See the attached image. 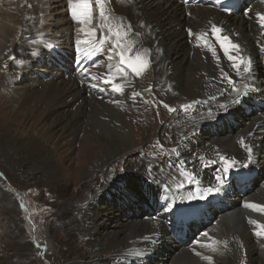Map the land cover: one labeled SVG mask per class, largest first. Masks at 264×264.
I'll return each mask as SVG.
<instances>
[{"label": "bare ground", "instance_id": "1", "mask_svg": "<svg viewBox=\"0 0 264 264\" xmlns=\"http://www.w3.org/2000/svg\"><path fill=\"white\" fill-rule=\"evenodd\" d=\"M8 2L0 0V37L12 26L11 12L4 8ZM255 4L260 5L253 1L250 10L260 11ZM261 7L264 11V6ZM36 9L40 23L32 29L34 38L29 42L20 41L19 45L23 51L31 49L28 60L18 70L26 84L20 99L7 107L8 118L3 123L5 131L0 142V152L12 170L21 168L26 174L41 173L48 182L56 181L60 167L55 150L62 146L55 144V139L60 137L65 138L67 145L74 142L84 148L90 142L78 159L82 169L77 171L84 177L99 169L103 171L110 159L134 144L129 113L138 112L143 100L139 78L150 72L160 98L171 101L182 98L173 106L174 114L168 109V122L163 126L165 132H170L168 137L173 136L169 147L176 152L172 157L186 159L195 168L190 176L211 184L217 183L216 177L207 175L203 167L217 162L215 155L235 161L236 165L253 167L260 179L254 180L245 201L264 206V107L241 113L234 103L236 92L233 91L238 89L244 93L252 86L259 90L255 98L264 102V72L261 54L257 51L264 45V36L255 22L245 20L241 14L225 15L216 10L212 1L208 7H189L176 0H103L102 18L99 5L92 0L90 23L72 17L68 0H38ZM213 25L221 29L222 36L239 45L238 50H230L233 55L252 61L250 73L244 72L243 67H234L220 42L203 49ZM117 29L121 33L119 45L113 35ZM85 38L98 43L103 40L105 45V52L93 48L95 52L100 50L103 58L102 64L94 69L98 73L93 81L96 91L91 87L87 90L72 75V54L65 51L59 54L67 74L48 58L51 46L62 48L65 44L66 48L71 41L82 42ZM121 50L132 58L139 54L147 62L139 76L126 64L117 71L119 55L116 53ZM34 52L38 55H33ZM32 63L37 73L28 76ZM106 76L112 79L107 82L108 86L103 84ZM114 81H120L125 94L111 91ZM229 112L235 116L232 122L215 123V129L207 128L209 122ZM242 138L244 144L240 143ZM247 148L252 149L251 161ZM60 153L63 157L65 150ZM73 157L75 161L78 154ZM199 157L203 160L199 161ZM205 159L209 162L205 163ZM126 175L127 182L111 180L102 190L80 196L74 202L79 204L78 210L74 207L78 219L64 225L88 236L86 243L90 246L111 252L109 257H104L105 263L93 258L91 264H264V237L257 236L258 226L249 222L264 223V211L239 208L231 203L214 213L215 223L206 226L197 238L201 245L183 248L167 242L166 225L151 217L144 219L141 216L144 209L136 206L133 209V206L146 201L140 189L146 179L164 181L177 189L193 185L190 176L181 175L177 168L167 167L163 161L135 165ZM186 197L182 198L188 200ZM110 222L112 227L108 229ZM209 256L211 260L206 259Z\"/></svg>", "mask_w": 264, "mask_h": 264}, {"label": "rangeland", "instance_id": "2", "mask_svg": "<svg viewBox=\"0 0 264 264\" xmlns=\"http://www.w3.org/2000/svg\"><path fill=\"white\" fill-rule=\"evenodd\" d=\"M37 3L38 0H9L3 6L11 12L9 20L12 26L7 31L8 34L4 30L3 37H0V142L5 131L3 123L8 118L5 115L7 107L20 99L22 87L26 84L25 79L20 77L21 71H18L20 64L11 58L15 57L16 61L22 62L28 60L31 49L23 51L19 45L22 41L27 42L34 38L32 29L37 28L40 23L37 16L40 14L36 11ZM35 66L34 63L31 64V73L28 76L37 73ZM149 74L150 72L139 78L138 86L143 100L138 112L129 113L134 144L110 159L103 171L99 169L88 177L78 172L82 167L78 162L79 155L85 153L90 142L84 148L74 142L67 145L65 138L57 137L55 144L62 146L55 150L60 174L56 181L49 182L41 173L26 174L21 168L18 171L12 170L8 160L0 152V264H91L90 260L93 258L105 263L107 258L104 257L111 253L108 249L100 251L87 244L88 236L77 232L75 227H64L78 219V212L74 207L78 210L79 204L74 202L80 196L84 197L97 189L102 190L111 180H114L113 183L127 182L126 173L134 169L135 165L141 166L146 161H163L167 167L177 168L181 175L194 174L195 168L188 161L172 158V154L176 152L169 147L173 136L168 137L170 132H165L163 127L168 122V109H173L182 98L171 101L161 97L163 101L152 85L154 76ZM164 104L169 105V108H165ZM175 112L173 110L170 114ZM63 150L65 153L62 157L60 152ZM75 154L78 157L73 161ZM169 160L175 164L172 165ZM143 214L141 212V216ZM109 225L108 229L112 227L111 222Z\"/></svg>", "mask_w": 264, "mask_h": 264}, {"label": "snow or ice", "instance_id": "3", "mask_svg": "<svg viewBox=\"0 0 264 264\" xmlns=\"http://www.w3.org/2000/svg\"><path fill=\"white\" fill-rule=\"evenodd\" d=\"M95 3L97 5H99L100 7V16L103 18L104 17V11H103V0H95ZM68 7L71 9V14L72 17L76 20L82 21V22H87L90 23L93 17V10H92V0H68ZM227 10V8L225 9ZM257 16L259 17V22L261 27H264V14L261 13H257ZM95 30L93 29V32ZM109 31H112V29L110 28ZM191 31V30H189ZM221 33V29L216 27L215 25L212 26V34L215 35L217 37V39L220 42L221 47L224 50V53L227 55V58L230 61L234 62V67L236 69H240L241 67H243V71L246 73H250L252 71V61L251 60H247L245 61L243 59V57H237L236 55H233L230 50L234 49V50H238L239 49V45L232 43L229 38L227 36H220ZM113 35L116 37V43L117 45H119L120 42V37H121V33L120 31L117 29ZM126 35V33H125ZM104 41H101V44H103ZM109 51H112V49H110ZM33 55H38L37 52L32 53ZM117 55H119V66L117 68V71H121L123 66L126 64L128 68H130L132 70V72H134L137 76L140 75L141 72V68L143 66L146 65V61L143 60V58L137 54L135 56V58H132L130 56H126L124 54V51L121 50L119 53H116ZM110 59L112 58V56L109 57ZM11 59H13L14 62H17L19 64H23L22 61H16L15 57H12ZM93 87H96V85H92ZM246 87V86H245ZM233 91L236 92V99L234 100V103H240L241 102V96L246 94H242L238 89H233ZM165 108H169V105L164 104ZM187 107V106H185ZM170 111H173V109L169 108ZM241 144H244V140L243 138L240 141ZM248 151V160L251 161L252 160V149L251 148H247ZM222 160H224L225 162V167L222 170L224 174H227L229 172V170L231 168H234L236 166V162L235 161H231L228 158L225 157H221ZM244 167H247L248 165H242ZM2 175V174H0ZM187 175V174H186ZM216 181H217V185L214 186H210L207 189H205L203 191L202 194H196V195H188L186 197V199L188 200H192V199H207L209 196H211L214 193H218L219 191L222 190V187L224 184H226V180L224 178L223 175H217L216 176ZM180 185H178L179 187ZM246 207H250V208H254V209H258L260 211H264V206H259V205H255V204H246ZM166 210H171V207H169ZM250 223H252L253 225H257L258 226V231L256 232L257 236H261L264 237V223H258L255 220H250ZM204 235H207V233H205ZM206 259L211 260V257H206Z\"/></svg>", "mask_w": 264, "mask_h": 264}]
</instances>
